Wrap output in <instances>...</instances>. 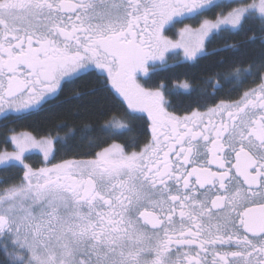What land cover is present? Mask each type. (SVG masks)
<instances>
[{
	"label": "snow or ice",
	"instance_id": "snow-or-ice-1",
	"mask_svg": "<svg viewBox=\"0 0 264 264\" xmlns=\"http://www.w3.org/2000/svg\"><path fill=\"white\" fill-rule=\"evenodd\" d=\"M0 121V264H264V0H0Z\"/></svg>",
	"mask_w": 264,
	"mask_h": 264
},
{
	"label": "trees",
	"instance_id": "trees-1",
	"mask_svg": "<svg viewBox=\"0 0 264 264\" xmlns=\"http://www.w3.org/2000/svg\"><path fill=\"white\" fill-rule=\"evenodd\" d=\"M185 72H189L193 76L199 75V69H189L186 67L169 68L167 70L158 69L157 75L160 78H166V77L172 78V83H176L177 80L175 79V77L179 76L180 80H183L185 78L183 75ZM7 127L8 128L15 127L17 131H37L36 126L31 125L30 122L28 121L20 122L15 125H13L12 123H8ZM4 133H5V124L2 121H0V140L3 139ZM0 147H3V145L0 144ZM41 160L42 158L39 155H33L32 159L29 162L35 164L36 166H40Z\"/></svg>",
	"mask_w": 264,
	"mask_h": 264
},
{
	"label": "flooded vegetation",
	"instance_id": "flooded-vegetation-1",
	"mask_svg": "<svg viewBox=\"0 0 264 264\" xmlns=\"http://www.w3.org/2000/svg\"><path fill=\"white\" fill-rule=\"evenodd\" d=\"M173 63V61L172 60H169V64L171 65Z\"/></svg>",
	"mask_w": 264,
	"mask_h": 264
}]
</instances>
